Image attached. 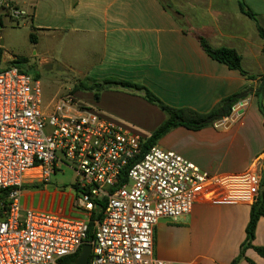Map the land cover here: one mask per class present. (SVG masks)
Wrapping results in <instances>:
<instances>
[{"label": "crops", "instance_id": "crops-1", "mask_svg": "<svg viewBox=\"0 0 264 264\" xmlns=\"http://www.w3.org/2000/svg\"><path fill=\"white\" fill-rule=\"evenodd\" d=\"M239 2L256 22L240 11ZM38 9L31 16L35 28L61 43L62 53L79 48L89 61L81 73L83 80L140 84L165 105L199 114L238 96L229 116L199 130L173 128L156 146L213 177L255 169L261 177L258 195H264V91L258 92L264 76V40L257 31V24L264 28V0H49L42 18ZM197 37L212 49L235 51L242 69L257 78H247L208 57ZM8 62L1 57L0 71ZM85 93L76 92L82 104L141 139L166 118L134 89L110 85L97 101L92 92ZM45 186L28 175L20 191V207L82 217L72 187L70 194ZM249 211V206L198 201L190 214L158 221L153 256L171 264H230L245 240ZM252 245L264 248V218L257 222ZM238 264H264V259L247 249Z\"/></svg>", "mask_w": 264, "mask_h": 264}, {"label": "built area", "instance_id": "built-area-1", "mask_svg": "<svg viewBox=\"0 0 264 264\" xmlns=\"http://www.w3.org/2000/svg\"><path fill=\"white\" fill-rule=\"evenodd\" d=\"M25 16L0 0V19ZM38 80L16 68L0 71V264H59L87 244L88 264H171L153 256L160 219L190 214L194 203L252 206L261 177L250 169L213 177L180 155L142 139L60 97L43 110ZM74 174L73 200L81 218L22 209L28 175L46 185L57 172ZM100 204V206H98Z\"/></svg>", "mask_w": 264, "mask_h": 264}, {"label": "rangeland", "instance_id": "rangeland-1", "mask_svg": "<svg viewBox=\"0 0 264 264\" xmlns=\"http://www.w3.org/2000/svg\"><path fill=\"white\" fill-rule=\"evenodd\" d=\"M14 1L25 16L19 20L1 18V57L5 61L24 60L25 62H20L19 66L25 69L30 76L38 75L42 90V106L45 112H48L51 101L60 97H71L78 106L88 108L81 103L83 101L80 99L81 95L87 93L80 91L81 95L77 97L76 93H72V89L83 80L81 73L85 72V66L89 61L84 59L79 48L62 53L61 43H54V40L46 36V31L35 28V23L31 20L34 8H39L41 18L45 15L49 0ZM30 34L37 37L36 44L30 40ZM73 182V172L70 169H64L62 173L57 172L52 177L51 184L46 186L49 189H61L71 194Z\"/></svg>", "mask_w": 264, "mask_h": 264}, {"label": "trees", "instance_id": "trees-1", "mask_svg": "<svg viewBox=\"0 0 264 264\" xmlns=\"http://www.w3.org/2000/svg\"><path fill=\"white\" fill-rule=\"evenodd\" d=\"M165 6H168L165 4ZM240 11L248 16L251 20L256 22L255 15L249 11L246 6L239 2ZM0 19V24H1ZM257 31L259 36L264 40V28L257 24ZM30 40L34 43V36L30 34ZM197 41L201 49L207 54L211 59L224 64L231 70L238 71L241 75L250 78L256 79V76H251L247 74L241 67L240 57L235 53V51L230 49H212L209 47L207 42L201 38L197 37ZM24 60L13 59L9 61L3 70L16 68L18 72L22 74H28V72L19 66V63ZM25 62V61H24ZM0 63H1V51H0ZM35 80H38V75L30 76ZM261 87L259 88V93L264 91V76L260 78ZM110 85H117L121 88L126 89H134L136 91H140L143 94V99L148 103L156 106L159 110H161L165 114L164 122L146 139H142L141 141V151L144 154L149 148L152 146H156L157 141L168 133L171 129L176 127H184L189 130H199L206 126L211 125L213 122L219 120L223 116H229L231 112V106L236 101L238 96H231L229 98L224 99L217 105L212 111L206 114H199L190 109L186 108H172L165 105L161 102L148 88L122 80L117 79H104L102 81H96L92 79H85L83 81L78 82L77 85L72 89V93L84 91V92H92L93 98L95 101L99 99V93L105 89V87ZM264 112V110H263ZM72 187V186H71ZM1 194V192H0ZM100 206V204H98ZM101 216V211L96 210L93 212L91 223L88 225L87 239L86 243L89 244L92 240V228L93 221L99 219ZM260 218H264V195L260 193L257 197L256 202L250 206L249 211V220L247 226L245 228V240L240 247L239 256L234 259L230 264H238L239 260L243 257L244 251L247 249H253L261 258L264 259V248L256 247L252 245V241L255 234V229L257 222ZM80 255V249L77 252L70 256L65 257L60 260L59 264H75L76 259Z\"/></svg>", "mask_w": 264, "mask_h": 264}, {"label": "water", "instance_id": "water-1", "mask_svg": "<svg viewBox=\"0 0 264 264\" xmlns=\"http://www.w3.org/2000/svg\"><path fill=\"white\" fill-rule=\"evenodd\" d=\"M90 251H91V246L89 244L82 245L80 249V255L76 259L75 264H88Z\"/></svg>", "mask_w": 264, "mask_h": 264}]
</instances>
